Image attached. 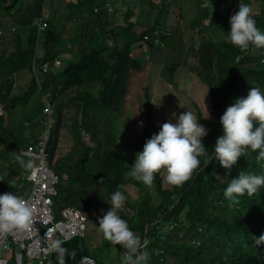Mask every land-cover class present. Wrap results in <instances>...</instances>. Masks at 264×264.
Returning <instances> with one entry per match:
<instances>
[{"label": "trees", "instance_id": "trees-1", "mask_svg": "<svg viewBox=\"0 0 264 264\" xmlns=\"http://www.w3.org/2000/svg\"><path fill=\"white\" fill-rule=\"evenodd\" d=\"M164 1L139 0L142 6L136 12L130 8L125 16V24L121 26H115L110 20V14L103 8V0H80L77 4H65L64 1L66 8L61 5L59 10H55L52 3L49 16L43 17L48 28L43 34L42 45L38 41L39 33L34 19L43 16L46 0H25L23 3L22 0H0V97L8 108L16 110L14 113L21 110L22 123L19 126L31 133L22 147L14 144V139L4 130L6 119L0 116V146L10 138L7 149H0V154L9 163L14 160V147L20 150L43 138L46 128L35 119L45 115L46 93L38 88L35 78H26L25 71H28L35 58L37 62L62 58L64 68L48 74L46 79L64 90L71 88L72 93H75L72 99L74 107L69 103L55 105L56 124L47 149L51 153V164L56 165L58 170L70 173L67 190L73 194L72 199L76 200L77 206L87 211L94 196L105 197L104 193L118 190L120 184L126 186V189H119L122 193H127L135 186L140 190L139 196L134 201H126L130 211L123 214L122 218L142 242L147 237L149 264H264V244H255V238L264 234V187L251 196H240L235 205H230L223 194L230 179L237 177L241 171L256 174L264 172V161L257 159V152H248L231 169H225L215 161L204 167L201 159L199 168L180 186L169 184L164 187V170H161L156 174L153 184L145 186L126 176L130 166L126 158L129 162L131 160L127 152H111L107 155L109 159L100 162L96 159L94 149L82 140L81 125L85 130H92V126H95L96 131H99L102 121L99 114H107L114 107L119 108L130 90L128 80L131 73L144 70L147 62L143 65L141 56L136 52L145 48L150 50L154 46L163 25L160 17L167 13L162 12ZM253 1L227 0L213 6L218 9L216 13L223 11L225 14L222 16L230 19L233 12L238 11L239 3H246L255 16L256 27L264 31V6L260 5L259 11H256L252 7ZM95 6L101 8L97 14L94 13ZM145 19L146 30L136 32L137 21L144 23ZM172 20V25H165L164 33L158 37L170 36V32L174 34L178 30L180 12L175 17L172 15ZM72 21H75V25L69 28L68 24ZM88 25L99 27L90 37ZM192 25L194 30L201 26L202 30L221 31L222 37L226 38L221 44L213 42L212 47L202 46L201 53L197 54V75L211 93L208 108H202L193 100L187 104L208 130L203 143L211 154L217 137L222 134L220 117L226 107L235 99L246 97L252 87L264 91V48L251 45L245 52H240L227 40V26L221 30L209 29L205 21L198 23L197 20ZM146 35L149 39L143 43ZM109 40H112L111 45L108 44ZM68 43L76 44L77 50L70 48ZM37 45L38 50L42 47L47 55H38ZM204 53L208 55L206 59L202 57ZM180 67L174 63L170 69L171 76ZM21 77L27 79V84L22 92L17 93L22 85L19 83ZM177 82L180 85L185 82V78L177 77ZM185 107L182 106V109ZM67 110L76 116L75 122L71 124V113ZM91 113L96 120H92ZM97 120L99 122L94 125L93 121ZM32 124L37 125L39 132L31 129ZM62 129L71 133L75 131L76 144L70 147L67 157L53 163L59 142L58 131ZM3 133L7 136L4 137ZM78 155L82 160L79 158L73 163V156ZM87 181L109 185L110 188L102 192L86 189ZM153 194L156 195L155 199ZM60 200L55 201L56 211L64 205ZM160 219L162 221L158 222ZM83 248L88 250L87 242L85 244L84 240L78 238L72 240L68 249H73L74 256L66 254V264H80ZM122 259L120 255L119 264ZM106 260L107 257L103 255L98 259L100 264H107Z\"/></svg>", "mask_w": 264, "mask_h": 264}, {"label": "clouds", "instance_id": "clouds-1", "mask_svg": "<svg viewBox=\"0 0 264 264\" xmlns=\"http://www.w3.org/2000/svg\"><path fill=\"white\" fill-rule=\"evenodd\" d=\"M51 1L52 0H46V10L44 11L43 16L34 19V25L37 26L39 33L38 41L42 45L44 38L43 34L48 28V24L43 17L47 18L49 16L47 13V7L51 4ZM64 1L63 2L65 4H77L80 2V0ZM106 1L107 0H103V8L107 11L105 7ZM110 1L114 6L113 12L107 11L108 14H110L111 20V15L115 13L117 4L120 0ZM173 1L174 0L164 1L166 10L163 11L165 8L163 7L162 12H167L165 15L168 14L166 21L164 16L165 24L169 19H172V14L169 13L171 6L175 7L178 10L177 12H180L179 3L172 5ZM64 6L65 5L62 3V7ZM97 7L100 11L101 8L99 6H95V8ZM253 7L256 11H259L258 7ZM95 8L94 13L97 14L99 11L95 12ZM129 9L130 8H128V10ZM181 11L183 10L181 9ZM183 19L184 17L182 16L180 23ZM202 21H205V24L209 29H217L214 27V20L212 17L206 18L204 16ZM44 22L47 26L42 27ZM229 26L230 30L226 32L227 40L234 47L238 48L240 52H245L251 45H254L257 48H264V31H261L256 27V19L250 5L246 3H239L238 11L231 15L229 19ZM93 28L88 25L89 37L92 34L90 30ZM144 28L145 29H142L141 31L146 30V27ZM198 28L199 29L197 30L195 29L196 33L202 30L201 26ZM94 29H97L98 31L99 27H95ZM163 33L164 31L161 29L157 36ZM198 38H200V42L195 44L193 43L185 49V51H179V60L175 58V61L167 67V74L168 77L173 79L175 82L174 89L183 92L186 95L188 102L191 100L196 101L200 104V106H202V108L206 109V107L208 108L207 102L204 101V103H202L199 98H195L196 96L193 91L194 86L197 85L201 88H203V86H201L197 81L191 82L194 78L200 82V77L197 75L199 65L197 54L199 55V53H201V47L203 45L201 43V37ZM148 39L149 36L146 35L142 42L145 43ZM108 44L111 45L112 40H109ZM68 46L73 48L71 43H68ZM198 46H200V48H197ZM38 47L39 45H37V54L43 57L47 52L42 47L43 52H39ZM153 48L154 46L150 48V50ZM194 48V57L191 61H189L188 59L192 54L191 50ZM141 52L144 55L147 54L149 50L147 48L143 49V51L138 50L136 54L138 56H142ZM187 52L189 53L187 54ZM151 60L152 59L150 58V61L147 62L144 70L139 71L140 73L139 76H137V80L143 76V78H149L150 81H152V78L149 76L151 71H148L147 68L150 63H152ZM64 63V60L58 57L42 62H37L35 58L28 69L30 75L35 78L38 88L46 93L44 101L46 102V106L43 109V113H45V115H39L37 117L38 119H35L39 124L46 128V131L43 134V138L39 141L32 142L28 146L20 148V150L14 147L12 151L16 156L18 163L15 164L14 160L8 163L4 156H1L2 154H0L3 164V168L0 170V183L2 184V189L7 191L3 194L0 193V234H8L15 231L26 232L31 231L33 228L35 209L29 205L26 199L31 194L33 181L30 178H32L33 173H37L38 169H36V167L39 165V160L36 157L28 155L27 152L30 148L37 151L40 147L41 140H44L47 166L60 177V182L57 185L58 194L53 198L56 219L61 218V210L67 207H75L86 216V227L84 228L82 235L77 234L65 240L57 238L52 240L50 244L46 243V249L50 250L53 254H51L48 259L44 260L45 263L47 264L48 261L50 264H66V254L71 257L74 256L72 252L73 249H68L72 240L75 238L84 240L85 244L87 242V245L92 248L94 243L89 240L90 236L93 233L100 232L99 235H96V239L99 240L102 237L104 242L108 245L116 247V250L113 248L110 249V253L114 256L110 255L107 257V264H119L118 259L120 258V255L123 257L121 264H149V254L146 252L147 237L142 242L141 238L129 228L128 222L122 218L123 214L130 211V209L126 206V201L128 199L129 201H134L139 196L138 194L134 200L132 199L130 190H132L135 186L131 187L127 193H122L119 189H126V186L124 187L123 184H120L117 187L118 190L114 192L111 191L107 197L96 195L91 198L100 201L105 209L103 216L98 217V223H95L94 226H92V224H94V220H91L88 214L89 209L84 211L77 206L76 200H73L72 198L67 200L64 198L65 196L60 189V185L62 184L61 180L68 184L71 179V175L67 171L64 172V170H58L56 165L53 166L51 164L49 160L51 153L48 152L47 149L48 140L56 124L54 114L55 105L69 103L73 106L74 102L66 99L65 95L68 89L64 90L61 86L57 87V85L51 80L46 79V76L52 72H57L58 70L61 71L64 68ZM174 63L179 64L181 67L174 75H172L173 78H171L170 69ZM159 69H156L155 72L160 76ZM184 69H187V73L183 74ZM192 69L196 72H192ZM177 77L182 79L185 78L187 86L183 87L185 82L178 85ZM146 86L147 85L145 84L144 88L146 90L144 92V96L146 97L148 104H142V107L138 109L139 114L137 116L139 117L138 119H141L139 122L138 119L135 120L131 118L133 115V104L131 105L132 107L125 112L122 108V102L119 108L114 109V107L113 109H110L107 114H99L102 116V121L99 123V131H96L95 126H92V130H85L84 126L81 125L80 132L82 140L87 146L94 149L93 151L97 154L96 159L100 162L107 159V155L111 154V152L120 150L127 152L129 158L134 160L126 173L127 177L140 182L145 186H151L154 182L156 174L161 172V170H164V187H167L169 184L173 186H180L188 181L193 172L199 168L201 159L203 160L204 167H206L210 162L215 161L225 169H231L232 166L237 163L238 159L244 157L248 152H257V159L264 161V91H262L259 87H252L246 97L237 98L226 107L220 117L222 134L217 137L213 147L211 148V154H209L208 148H206L203 143L204 137L208 135V130L200 123V120H198L197 117L189 110L177 115L174 112L169 111L167 107L168 114L166 115V107L164 104H160L159 98V102H156V104L153 103L154 101L149 92L151 88L147 89ZM207 89L209 90V88ZM190 92L193 99L190 96ZM128 93L129 91L126 95H128ZM208 98L211 101L210 95ZM182 106V104L178 105V107L181 108ZM15 111L16 110L14 109L8 108L5 103L2 104L0 102V116L4 117V119H10L11 115ZM208 113L211 112L208 111ZM170 117L175 119V123L170 120ZM92 120H96V117H93ZM93 122L95 125L99 121L97 120ZM130 122H136V124L132 126L130 125ZM63 130L67 129L58 131L59 141H61V133ZM127 131L130 133L128 136ZM75 136L76 133L74 131V133H72V146L76 144ZM123 145H128L129 149L125 150ZM7 147L8 146H6L5 149H7ZM58 149L59 142L55 151V157L52 159L53 163L68 156L67 154L59 155ZM140 149L142 150L139 151ZM78 156H73V158ZM24 158H26L27 161ZM72 162L76 163L75 161ZM126 162L129 163L127 158ZM10 177L14 180L12 181ZM10 180L11 182L25 180L29 186L28 195L25 197H19L16 194L14 195L12 193H8L13 190V183H8ZM261 187H264V172L256 174L241 171L237 177L230 179V182L224 189L223 194L230 202V205H235L239 202L238 198L240 196L245 194L251 196ZM152 197L155 199L156 195L153 194ZM58 199H61L64 205L59 209V211H56L55 201ZM161 221L162 219L158 222ZM11 240L12 238H10V241ZM255 244H264V234L255 238ZM89 250V247L88 250L83 248V254L80 255L79 258L80 264H84V260H86V264H100L98 259L101 255L94 254L95 256H91L87 253ZM160 252L163 253V250H160ZM20 259L21 262H19ZM7 264H39V261L38 259L31 260L30 258H27L26 254L23 253L20 244H12L10 260Z\"/></svg>", "mask_w": 264, "mask_h": 264}, {"label": "rangeland", "instance_id": "rangeland-1", "mask_svg": "<svg viewBox=\"0 0 264 264\" xmlns=\"http://www.w3.org/2000/svg\"><path fill=\"white\" fill-rule=\"evenodd\" d=\"M20 1V0H18ZM25 0H22V3ZM128 3V7L135 9V7H139L138 6V2L139 0H126ZM220 2H224L227 0H219ZM260 4H259V0H254L252 7L256 6L259 9V6H264V0H260ZM63 1H60V4L62 5ZM175 3H181V0H174L172 2V5H174ZM19 5V4H18ZM193 5H197L196 1L194 0H190L189 4L186 5L183 8L182 11V16L184 17L183 21L180 23L178 30L170 35V36H165L163 38L161 37H156L155 41H154V48L149 50V52L147 54L142 53L141 59L140 61L143 63V65L150 61V58H152V63H153V67L151 72H155L156 69L160 68V65H158L159 60L156 59V51L159 49L161 51H172V52H179L181 50L187 49L189 42L192 40L194 41V44L197 42H200L199 38H198V33L195 32L194 30V26L189 23L190 20H194L197 17V14H194V12L198 13V9L195 8V10L191 7ZM51 8V4L48 5L47 7V13L49 14V10ZM166 10V7L164 8L163 11ZM235 12H233L234 14ZM52 14H54V12L52 11ZM117 18H115L114 16L111 15V21H117ZM201 19H198V23H200ZM160 21L162 23H165L164 21V17H160ZM118 22V21H117ZM69 28H72L75 25V21L70 22L69 24ZM227 31H229V26H227ZM121 30V29H118ZM92 33H94L95 31H97V29H91L90 30ZM219 33L213 32V31H207L206 29L201 30L200 32V37H201V43L203 45V47H209L212 44L211 43H218L221 44L226 38L222 37V35H218ZM73 49L76 48L77 50V45L76 44H72ZM197 48H200V46H198ZM204 48L202 50H204ZM216 48H218L219 50H223L222 48L216 46ZM190 51V50H188ZM39 52H43L42 48H39ZM188 53V52H187ZM203 59H206L208 57V55L206 53H204L202 55ZM174 61H172L171 63H173ZM148 68V67H147ZM192 72H196L194 69H192ZM140 72H132L130 75V78L128 80V89L129 93L128 95H126L125 100L122 103V108L123 111H128L133 104V110L132 113L133 115L131 116L132 119L137 120L139 117L137 116L139 114L138 109L140 107H142V104H148V101L146 99V97L144 96V92H145V88L144 85L146 84L147 89H150L149 92L151 94V97L153 99V103L156 104V102L160 101V104L162 105V103L164 104L165 108V113L166 115L168 114L167 111V107L169 109V111L174 112L175 114H177L178 112L183 113L186 111H190L191 108L187 106L188 104V99L186 98V95L181 92V91H177L176 89H174V84L175 82L173 81V79H170V77H168L167 74V81H161V79H155L152 78V81H150L149 78H143V76H141L142 78L137 80V76ZM25 75L26 78H29L30 73L29 71H25ZM171 78H173L171 76ZM143 79V81H142ZM161 81V82H160ZM197 81L201 86H203V88H201L200 86H194V94H195V98H199L200 101L202 103H204V101H206L207 103H209L210 99L208 98L209 95L211 96V93L209 92V90L207 89L208 86L204 83V81L202 79H200V82L194 78V80H192L191 82ZM19 83H22L20 89L18 92H22V90L26 87L27 84V79H23L22 77L19 79ZM24 83V84H23ZM207 86V87H206ZM157 92L158 94L155 95L154 93ZM66 99L69 101H72V98L75 96V93H72V89L70 88L69 90L66 91ZM190 96L192 98V94L190 92ZM159 98V101H158ZM193 99V98H192ZM178 101V102H176ZM0 102L2 104H4L3 101H1V97H0ZM182 104L183 106H186L184 111L181 110V107H178V105ZM206 106V105H204ZM74 107V105L72 106ZM150 107V105H149ZM72 110H75V108H71ZM146 109V108H145ZM68 111V110H67ZM71 113H69L70 115V124L72 122H75V115L73 112L68 111ZM66 113V112H65ZM150 114V113H149ZM148 114V116H149ZM91 117H93V113H91ZM38 119V118H36ZM141 119H138V122ZM170 120L175 123V119L170 117ZM7 122L6 127H5V132L11 136L14 139V144H20L22 147V144L25 143L27 141V138H29L31 136L30 131L25 128L22 130V126H19V124L21 125L22 123V114H21V110H18L16 113H13L10 117V119L6 118L5 120ZM136 122H130V125H135ZM19 127H18V126ZM32 130H35L36 132H39V129L37 127V125L32 124ZM72 131V130H71ZM129 131H127V136L129 135ZM155 134V133H154ZM3 136L6 137L7 135L3 133ZM53 140L55 139L54 137L52 138ZM73 144V138H72V133L68 130H63V132L61 133V141H59V148L60 150L58 151L59 155H64L67 154L68 151L70 150V147ZM125 150L129 149L128 145H123ZM142 149H140L139 151H141ZM80 155L78 157H74L72 158V160H76L79 159ZM26 161L27 159L24 158ZM82 160V157L80 158V161ZM134 162V160H132L131 162H129L130 166L132 165V163ZM3 168V164H2V160L0 157V170ZM10 179H12L10 177ZM14 179H12L13 181ZM61 185H60V189L63 193V195L65 196V198L67 200H70L73 197V194H71L67 188L69 186V184H67L65 181L61 180ZM21 185L22 187V180H18L15 181L12 185L13 190L9 191L8 193H12V194H16L19 197L20 196H27L28 192H29V186L24 183L23 185V189L21 188V190H19V186ZM86 189H94V190H99L100 192H102L105 188H110L109 185H104V184H99L97 182L94 181H87V185L85 186ZM6 190L2 189V184L0 183V193H6ZM132 199L134 200V198H136V196L140 193V190L137 189V187H134L132 190H130ZM108 195V192L104 193V196L106 197ZM89 210H88V214L90 216L91 220H94V224H92V226L95 225V223H98V217H102L103 213H104V207L102 205V203L98 200H94L91 199V201L89 202ZM90 248L89 251H87V253L91 256H95L94 254H101L105 257H108L110 255H113L110 253V248H113L114 250H116V247L114 246H109L106 242H104V244L100 245L98 244H94L93 247L91 248L90 246H88ZM23 253L26 254V250H23ZM114 256V255H113ZM123 258V257H121Z\"/></svg>", "mask_w": 264, "mask_h": 264}, {"label": "built area", "instance_id": "built-area-1", "mask_svg": "<svg viewBox=\"0 0 264 264\" xmlns=\"http://www.w3.org/2000/svg\"><path fill=\"white\" fill-rule=\"evenodd\" d=\"M105 7L108 12L114 11V6L107 0ZM99 8H95V12ZM47 26L44 22L42 27ZM28 155L39 160L37 173H33V187L30 196L26 199L30 206L34 207L33 228L31 231H15L8 234H0V264H7L10 260L12 244H20L26 250L27 258L38 259L39 264H46L44 260L51 254L46 249V243L50 244L54 239L65 240L74 235L83 234L86 227V216L75 207H67L61 210V218L56 219L53 198L58 194L57 185L60 177L52 171L46 163L45 141L41 140L37 151L33 148L27 152ZM10 238L12 240L10 241ZM21 262V259L19 260ZM47 264L50 262L47 261ZM86 264V260H84Z\"/></svg>", "mask_w": 264, "mask_h": 264}, {"label": "crops", "instance_id": "crops-1", "mask_svg": "<svg viewBox=\"0 0 264 264\" xmlns=\"http://www.w3.org/2000/svg\"><path fill=\"white\" fill-rule=\"evenodd\" d=\"M189 1L190 0H181V5L179 4L180 6V12H181V18H182V11L181 9L183 10V8L189 4ZM196 1L197 5H193L191 6L194 10L195 8L198 9V13L194 12V14H197V17L196 19L194 20H190L189 23H193L194 21H198V19H203V17L205 16L206 18H210L212 17V19L214 20L213 21V24H214V27H216L217 29H223L224 27L228 26V17L226 18L222 16V14L225 12H218L216 13V11H218V9L216 7H214L213 5H218V4H215V3H219L218 0H194ZM53 3L54 7H55V10H59L61 8V4H60V1L59 0H52L51 1V4ZM138 6L141 7L142 5L138 2ZM139 7H135V12L138 10ZM63 8V7H62ZM128 3L126 0H120L117 4V7H116V11L115 13L112 15L114 16L115 18H117L116 20L118 21H114L113 24L115 26H121V25H124L125 22V16L128 14ZM177 9L175 7H170V14L176 15L177 13ZM148 13V12H147ZM168 17V14L165 15V21H166V18ZM202 19L200 20L202 22ZM138 20H141V17H138ZM132 21H135V18H132ZM145 22H146V19L144 20V23H142L141 21H137L136 23V27H135V30L136 32H141L142 29H145L144 26H145ZM173 23V20L172 19H169L166 24L165 23H161L163 24L162 25V30L164 31V29H166V26H170L172 25ZM166 25V26H165ZM199 27V26H198ZM196 28L199 29V28ZM118 29H120V27H118ZM200 32L201 30L198 32V37H200ZM222 35V32L220 31L218 35ZM170 35H172V32H170ZM200 39V38H199ZM194 43V41H190L189 42V45H192ZM182 51H185L182 50ZM192 51V54L190 55L189 57V61H191L194 57V53H195V48L191 50ZM179 52L175 51V52H172V51H161V50H157L156 51V59L159 60V65H160V69H159V74L160 76L156 73V72H150L149 76L151 78H155V79H161V81H167L166 78H167V67H169V65L171 64L172 61H175V58L177 60H179ZM152 59V58H151ZM152 66H153V63H150L149 67H148V71H151L152 70ZM183 74L184 73H187V69H184L183 70ZM187 86V82L184 83L183 87H186ZM155 95H157L158 93L155 92L154 93ZM10 143V138H8V142L6 144H4L3 146H0V149H5L7 144ZM12 157L15 161V164L18 163L17 160H16V156L13 154V151H12ZM8 183H14V182H11V180L8 182ZM24 183H26L25 180H22V187L21 185L19 186V190H21V188L23 189V185ZM27 184V183H26ZM100 232H97V233H93L91 236H90V241L94 244H104V239L101 237L99 240L96 239V235H99ZM70 246V245H69Z\"/></svg>", "mask_w": 264, "mask_h": 264}]
</instances>
